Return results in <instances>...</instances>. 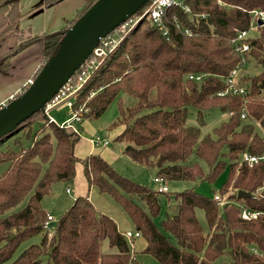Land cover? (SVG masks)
<instances>
[{
  "label": "trees",
  "instance_id": "trees-1",
  "mask_svg": "<svg viewBox=\"0 0 264 264\" xmlns=\"http://www.w3.org/2000/svg\"><path fill=\"white\" fill-rule=\"evenodd\" d=\"M21 1L0 0L3 74L41 38L42 66L46 64L67 29L27 37L21 26ZM64 1L44 0L41 7L50 9ZM97 1L85 0L83 10L68 27ZM187 5L190 13L178 7L167 12L166 37L143 20L79 90L74 107L79 110L83 106L87 111L83 120L100 119L118 100L120 115L110 128H123L116 137L125 146L123 153L138 165L156 168L158 177L166 181L214 183L228 166L229 176L219 193L226 205H218L214 198L218 193L207 197L192 187L177 194L176 212L172 209L158 227L154 219L161 212V192L118 174L101 155L77 157L79 133L44 122L35 132L39 138L29 146L23 147L17 138L14 144L18 149L0 151V166L7 165L0 175V264H145L138 261L133 243L119 231L116 221L91 202L92 187L124 210L146 241L140 253L157 264H264V162L252 167L241 162L245 153L264 155V25L257 24L256 37L243 40L249 46L245 64L231 42L250 31L252 12L264 11V0H187ZM186 30L192 35H185ZM250 66L257 67L253 75L239 73L238 84L245 88L246 98L233 92L219 95L228 89L227 78L234 70ZM192 75L201 76V80L189 79ZM127 97L136 102L126 104ZM190 108L197 110L198 126L187 125ZM214 109L227 114L228 120L202 138L203 115ZM244 110L246 119L242 118ZM36 117L39 122L46 120L37 113L19 131L0 140V149L11 137L31 129ZM193 152L208 164V173L198 163L187 165ZM77 164L83 167L86 191L54 222L49 235L44 227L49 214L42 207L43 197L57 183L74 182ZM239 191L251 197L241 199ZM26 198L27 205L15 210ZM243 208L260 215L245 221L241 218ZM197 209L204 211L208 231L198 219ZM40 233L41 243L14 259L20 245ZM105 241L110 253L102 249Z\"/></svg>",
  "mask_w": 264,
  "mask_h": 264
},
{
  "label": "rangeland",
  "instance_id": "rangeland-1",
  "mask_svg": "<svg viewBox=\"0 0 264 264\" xmlns=\"http://www.w3.org/2000/svg\"><path fill=\"white\" fill-rule=\"evenodd\" d=\"M50 17L49 15H47ZM40 18V17H39ZM36 25H44L45 19H36ZM34 26V22L30 23ZM56 32V31H55ZM55 32H49L46 34H52ZM249 36L251 38L257 36L256 30H252L249 33ZM112 39H115L116 42L118 41V37H112ZM62 40V39H61ZM111 40H108L106 43H110ZM124 40V39H123ZM61 42V41H60ZM118 49V48H117ZM116 49V50H117ZM105 50V54L102 58H97L99 65L95 69L92 70L91 74L94 76L105 64V62L109 59L111 55H113L116 50L115 47L108 44L107 49ZM42 63V62H41ZM257 67L250 66L246 69H239L240 76L243 73H246V75H253ZM81 70V69H80ZM79 70V71H80ZM83 70V69H82ZM81 70V71H82ZM78 71V72H79ZM80 73V72H79ZM78 73H76L75 76H77ZM239 74L237 81L239 83ZM76 82V81H75ZM125 99V98H124ZM136 100L134 98H126L125 103L126 104H132L135 103ZM75 108V107H74ZM80 109L84 110V107L82 106ZM85 113L87 112L84 110ZM73 112L65 108L64 105L58 107L57 109L53 110L51 113V117H53L55 120V124L58 126L60 124L68 123L72 124L71 129L73 131H76L80 135V141L76 146L75 153L79 158H85L88 155H91L90 153L94 151L93 153H96L98 155H101L106 159V161L114 168V170L120 174L123 175L132 181L147 186L153 190H158L159 186L157 183H155L154 179L158 176V170L156 168H149L144 167L141 165H138L134 163L129 157H127L124 152V144L117 142L116 137L119 135V133L122 130V127H118L115 129H111V125L116 122L120 115L119 110V103L118 100H115L108 110L105 112V114L100 119H85L81 120L79 122L72 120L69 121L72 117ZM205 120V125L201 127V136L202 138L207 135H212L213 130L217 127H219L223 122L228 120V115L221 112L218 109L210 110L204 113L203 115ZM39 117H36L34 119L35 124L32 126L31 129L21 133L17 137H11L7 144L3 145L0 149V151H7L9 149H18V145L15 146L14 142L17 138L21 139L22 146L26 147L29 146L34 140H37L40 135H36L35 132L39 130L40 124L44 125V122L53 123L50 122L48 118L43 119V121L39 122ZM45 120V121H44ZM69 121V122H68ZM47 129H49L48 124ZM187 125L189 126H198L197 121V110L194 108H190L187 116ZM67 128V127H65ZM260 133H262L259 130ZM29 139H26V136H29ZM94 141V143H92ZM100 141V142H99ZM108 141L110 143L109 146H105L104 143ZM195 163H198L201 165L205 173H208L210 171V168L206 162L201 160L195 152L192 153L189 160L187 161V165H193ZM7 165L0 166V175L6 170ZM82 165H77V175H76V183L75 181L72 183H57L53 187V191L49 193L48 195H45L42 200V207L44 210L51 214L49 216H52L55 218L54 220H58L74 203V200L78 194L79 189L81 187V184H83L84 178L82 175ZM229 176L228 166L226 167L225 171L220 175V177L217 178V180L214 183H209L207 181H177V180H171L166 181V185L168 187V192L159 194V200L161 204V212L158 218H155L154 221L157 224L158 227L161 226V222L167 218V215L171 213L172 207L176 205V196L177 194L185 191L186 189H190L192 187L195 188L197 192L200 194L207 196V197H213L214 194L220 193L222 190V187L226 183ZM79 187V188H78ZM70 189L71 194H68L66 192L67 189ZM90 200L91 202L103 213L108 216H110L112 219H114L118 225L120 232L125 231H131L136 232L135 226L130 220L129 216L124 212V210L108 195L102 194L98 191L96 187H92L90 191ZM138 203H141L138 199H136ZM222 201H225V199L222 198ZM28 198H26L21 205L15 209H21L27 205ZM13 210V211H15ZM11 211V213L13 212ZM196 214L198 219L200 220L203 228L205 231H208V225L205 218V213L202 209H197ZM48 216V217H49ZM54 221V222H55ZM54 222L50 225V229H45L46 232L49 233V235L53 232V225ZM46 223V222H45ZM166 235L169 237L171 242L177 243L174 236H172L169 233H166ZM43 238V233L37 234L34 237L28 239L24 243L20 245V247L17 249L14 259H16L20 254L34 244H40ZM133 244V250L135 249L138 253L137 259L139 262L145 263V264H157L156 260L148 255H142L141 247L143 245L146 246V241L143 238H139L136 241L133 239H130ZM102 249L104 253H110V248L108 243L105 241ZM45 262V258H44Z\"/></svg>",
  "mask_w": 264,
  "mask_h": 264
},
{
  "label": "water",
  "instance_id": "water-1",
  "mask_svg": "<svg viewBox=\"0 0 264 264\" xmlns=\"http://www.w3.org/2000/svg\"><path fill=\"white\" fill-rule=\"evenodd\" d=\"M150 1L98 0L71 27L67 28L63 32L59 49L46 64L42 66L41 63L42 68L36 72V76H33L32 83L26 86L25 91L19 93L17 97H12L0 108V140L9 138L19 131L22 124L37 113H44L45 107L91 58L101 41L138 15L139 10ZM258 24L263 26L264 22L259 20ZM120 41L122 43L123 39L119 40V43ZM38 44L42 46L43 61L44 39L41 38ZM238 197L249 198L251 194L239 191ZM172 209L176 212L177 205Z\"/></svg>",
  "mask_w": 264,
  "mask_h": 264
},
{
  "label": "built area",
  "instance_id": "built-area-1",
  "mask_svg": "<svg viewBox=\"0 0 264 264\" xmlns=\"http://www.w3.org/2000/svg\"><path fill=\"white\" fill-rule=\"evenodd\" d=\"M148 7L146 11L142 15H136L129 21L122 24L120 27H118L112 35H110L108 38L101 41L99 47L96 49L94 54L91 56V58L85 63V65L81 68L80 73L74 78L70 80L68 85L58 94L54 97L53 101L49 103L44 110V113H42L43 117H47L50 122L55 123V119L51 117V113L53 110L57 109L58 107L64 105L65 108L70 109L73 114L69 121L75 120L77 122L82 120V114L85 112L82 109H75L74 104L76 102L77 93L80 89L84 87V85L91 79L92 77V70L99 65V62L97 58H102L105 54V50L107 49L108 44L115 47V50L120 46L121 41L119 43V40L124 39L127 37L135 28L138 27V25L143 20H148L152 25L156 26L159 31L162 33L163 36H168L169 34V28L166 24V15L167 12L172 8H181L184 11L190 13V8L187 5V0H151L148 3ZM253 20L251 23V29L249 32H242L237 36L236 39L231 40V42L235 45V51L241 55V62L242 64H245V53L249 50V46L243 42L244 39L248 38L249 33L252 30H256L258 21L261 20L264 22V11H253ZM178 27V26H177ZM185 35L191 36V32L186 30L184 31ZM118 37V41L116 42L115 39H112V37ZM108 40H111L110 43H106ZM239 74V69L234 70L230 76L227 78V85L228 89L225 92L219 93V95L224 96L228 92H233L234 94H240L244 98L247 96V92L245 91V88L243 86H240L238 84L237 78ZM191 80L200 81L201 76L192 75L189 77ZM34 78H31L27 85H30ZM76 81V82H75ZM94 95V94H92ZM231 116V114H229ZM247 112L244 110V113L242 114V118H247ZM68 121V122H69ZM61 128H72V124L64 123L59 125ZM107 144V142L105 143ZM241 162L247 163L250 167L254 166L255 164H258L259 162H264V155L262 157L252 156L248 153H245L242 155ZM155 183L158 184L159 188L158 191L161 193L168 192V187L165 184L166 180L161 177H156L154 179ZM71 191L70 189H67V193L69 194ZM215 200L218 202V205L220 207H224L226 205V201H222V198L220 197L219 193L214 196ZM260 213L251 211L249 209L243 208L241 211V218L245 221H251L256 220L259 217ZM54 218L52 216H49L46 223L44 224L45 229H50V225L54 222ZM124 236L130 240V239H137L141 237L140 232H131L127 231L124 233Z\"/></svg>",
  "mask_w": 264,
  "mask_h": 264
},
{
  "label": "crops",
  "instance_id": "crops-1",
  "mask_svg": "<svg viewBox=\"0 0 264 264\" xmlns=\"http://www.w3.org/2000/svg\"><path fill=\"white\" fill-rule=\"evenodd\" d=\"M43 1L44 0H22L20 3V11L23 15L21 26L27 32V37L43 36L49 32H58L64 28H69L70 21L74 20L76 15L82 11L85 6V0H66L53 8L45 9L41 7ZM47 15L51 16L48 17ZM36 19H40V21L45 19L46 23L44 25H41V23L36 25ZM31 22H34V26L30 24ZM41 51L42 46L37 43L13 60L14 62L9 72L5 74L0 73V107L10 101L12 97L19 95V93H21L27 86L28 81L33 78L39 70L42 61ZM106 142L107 144H105ZM106 142L104 145L109 146L110 143L108 141ZM92 143H94V141H92ZM93 152L94 151L90 154H96ZM83 178L85 182L81 184L80 188L78 187L81 189V191H78V194H80L79 196L84 195L87 188V182L84 175ZM69 194H71V192ZM137 239L133 240L136 241ZM145 247L146 246L143 245L140 250H144ZM135 251L137 250L135 249Z\"/></svg>",
  "mask_w": 264,
  "mask_h": 264
}]
</instances>
